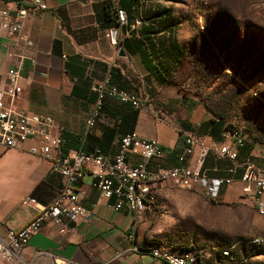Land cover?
<instances>
[{
  "label": "crops",
  "instance_id": "crops-1",
  "mask_svg": "<svg viewBox=\"0 0 264 264\" xmlns=\"http://www.w3.org/2000/svg\"><path fill=\"white\" fill-rule=\"evenodd\" d=\"M16 1L0 0V9L12 8ZM45 1L46 9L29 10L23 20L30 46L0 36V81L8 68L20 64V92L12 99L5 98V106L51 116L48 139L60 153L79 146L84 137V117L94 99L90 86L109 67L126 88L144 100L145 107L135 110L131 131L161 145L162 164L174 163L187 133L214 145L224 140H215L198 128L203 121L217 117L189 90L187 75L191 67L183 56L171 0H119L127 17L120 28H114L105 0ZM111 29H115L116 44L111 41ZM110 102L89 133L99 136L101 125L112 126L120 118L123 122L121 110L125 106ZM153 111L164 119L157 121ZM124 133L126 130L120 127L106 153L115 152L118 137ZM37 142L38 138H29L15 147L0 145V237L7 229L21 228L35 215L33 203L25 200L32 198L39 205H47L64 182L49 170L47 160L27 151ZM130 158L134 162L138 159ZM245 159L264 169V148L247 145L244 140L234 161L209 153L204 168L215 172L208 175H220L223 160L228 165H241ZM211 160L218 164L209 167ZM240 172L237 170L236 178ZM75 185L84 192L81 203L85 216L62 219L60 224L44 222L29 237L19 257L11 262L0 258V264H53L61 259L70 260V264H158L143 250L150 243L135 229L132 214L124 205L113 209L115 198L102 197L91 186L87 171Z\"/></svg>",
  "mask_w": 264,
  "mask_h": 264
},
{
  "label": "built area",
  "instance_id": "built-area-1",
  "mask_svg": "<svg viewBox=\"0 0 264 264\" xmlns=\"http://www.w3.org/2000/svg\"><path fill=\"white\" fill-rule=\"evenodd\" d=\"M110 1L114 28H120L127 22L126 12L119 6L118 0ZM46 8L45 0H17L14 7L1 8L0 36L16 40L21 46H30L32 42L23 32V20L29 10L41 11ZM110 68H107L100 80L90 86L94 99L84 117V134L100 119L103 106L108 101L114 100L134 110L146 105L137 92L119 87L112 81ZM19 71L20 64L17 63L4 72L0 81V145L5 148L15 147L29 138H38V142L30 145L27 151L47 160L49 170L58 173L64 182L57 196L47 205H39L32 198L25 200L33 203L37 211L21 228L7 229L5 236L0 237V258L3 261L11 262L19 257L29 237L36 234L44 222L60 224L62 219L71 221L85 216L86 211L81 203L84 192L75 185L85 171L90 175L91 186L102 197L115 198L112 208L118 210L124 205L131 212L134 221L155 205L159 184L195 190L204 199L215 202L221 190L237 180L241 183V194L252 202L256 213L264 214V169L256 168L245 159L241 165L230 163L220 168V175H208L205 172L204 161L209 153L231 162L235 160L238 149L245 140L243 130H225L222 134L224 140L217 145L187 133L180 150L174 156V163L171 164L160 162L163 148L156 140L142 138L132 131L118 137L116 150L112 154H104L97 149L90 152L73 150L62 154L48 139V130L53 126L51 116L13 110L5 106V98L12 99L20 92ZM153 117L157 121L164 119L158 111H153ZM57 142L56 140L55 143ZM130 156L137 157V161L134 162ZM239 169L241 172L236 178ZM250 241L260 244L262 238L256 236ZM143 250L157 259L158 264H196L197 261L193 254L174 253L158 244L148 245ZM219 252L228 255L224 248L219 249ZM70 263L68 259H61L53 264Z\"/></svg>",
  "mask_w": 264,
  "mask_h": 264
},
{
  "label": "rangeland",
  "instance_id": "rangeland-1",
  "mask_svg": "<svg viewBox=\"0 0 264 264\" xmlns=\"http://www.w3.org/2000/svg\"><path fill=\"white\" fill-rule=\"evenodd\" d=\"M171 2L191 67L189 90L227 130L239 128L247 145L264 148V0ZM240 186L230 183L212 202L198 191L159 184L155 205L134 221L135 229L146 241L193 254L201 264H264V214L256 213ZM256 236L260 244L250 241Z\"/></svg>",
  "mask_w": 264,
  "mask_h": 264
},
{
  "label": "trees",
  "instance_id": "trees-1",
  "mask_svg": "<svg viewBox=\"0 0 264 264\" xmlns=\"http://www.w3.org/2000/svg\"><path fill=\"white\" fill-rule=\"evenodd\" d=\"M118 4H119V0H118ZM105 6L107 8L106 13L109 14L113 22V25H114V19L111 14V8H112L111 1L105 0ZM110 74H111L113 82H115L119 87L126 88L123 80L119 77L117 72L112 67L110 68ZM106 103L104 104L103 109L107 106ZM110 103H114V101H111ZM120 105H123V104H120ZM123 106H125L124 109L121 110V112H123V115L125 116V119L123 120V122L121 121L122 118H120V119H117L112 126L101 125L99 136H95L92 133H89V131H87L84 134V137L79 141V146L77 148L75 147L74 149L82 150L84 152H90L93 149H97L99 152L105 154L106 151H108V149L111 147L112 142L115 136L118 134L120 127L123 128V130H126V132L131 131L132 129V124L134 123V120H135V110L130 109V107H128L127 105H123ZM216 119L217 120L209 118L203 121L199 125L198 128L201 132L208 133V135L211 136L213 139L221 140L223 138L222 134L225 130H227V128L222 118L217 117ZM86 145H89V147ZM147 243L148 244L150 243L149 245L158 244L157 242L151 243L149 241H147ZM228 255H229V252H228ZM228 255L225 256L221 254L222 257H227ZM196 264H201V262L198 260L196 261ZM211 264H219V263L214 262Z\"/></svg>",
  "mask_w": 264,
  "mask_h": 264
},
{
  "label": "water",
  "instance_id": "water-1",
  "mask_svg": "<svg viewBox=\"0 0 264 264\" xmlns=\"http://www.w3.org/2000/svg\"><path fill=\"white\" fill-rule=\"evenodd\" d=\"M110 38H111V41L113 43H115V44L117 43V40L115 38V29H111V31H110ZM118 55H122L121 50H118Z\"/></svg>",
  "mask_w": 264,
  "mask_h": 264
}]
</instances>
